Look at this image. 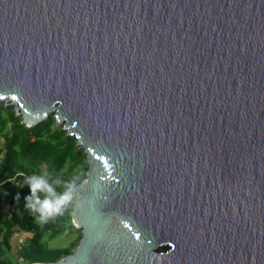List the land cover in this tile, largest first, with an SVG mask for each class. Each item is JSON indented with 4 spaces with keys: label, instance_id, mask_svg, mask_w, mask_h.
<instances>
[{
    "label": "water",
    "instance_id": "water-1",
    "mask_svg": "<svg viewBox=\"0 0 264 264\" xmlns=\"http://www.w3.org/2000/svg\"><path fill=\"white\" fill-rule=\"evenodd\" d=\"M0 102L88 166L31 264H264V0H0Z\"/></svg>",
    "mask_w": 264,
    "mask_h": 264
},
{
    "label": "trees",
    "instance_id": "trees-1",
    "mask_svg": "<svg viewBox=\"0 0 264 264\" xmlns=\"http://www.w3.org/2000/svg\"><path fill=\"white\" fill-rule=\"evenodd\" d=\"M13 112L0 114V264L54 261L69 253L80 237L71 220V206L47 223H38L25 206V197L30 195L25 178L47 172L50 182L78 177L80 183L88 167L85 154L75 147L73 137L54 124L52 115L28 127ZM17 173L23 175L16 177ZM57 191L62 188L57 187ZM18 230L28 232V236L12 249L10 239ZM62 233L76 234L70 247L45 245V236L49 239Z\"/></svg>",
    "mask_w": 264,
    "mask_h": 264
},
{
    "label": "clouds",
    "instance_id": "clouds-1",
    "mask_svg": "<svg viewBox=\"0 0 264 264\" xmlns=\"http://www.w3.org/2000/svg\"><path fill=\"white\" fill-rule=\"evenodd\" d=\"M30 195L25 197V206L36 215L37 222L47 223L54 216L62 215L69 206H80L82 184L78 177L67 181L50 182L47 172L25 178ZM61 187L62 191H57Z\"/></svg>",
    "mask_w": 264,
    "mask_h": 264
},
{
    "label": "rangeland",
    "instance_id": "rangeland-1",
    "mask_svg": "<svg viewBox=\"0 0 264 264\" xmlns=\"http://www.w3.org/2000/svg\"><path fill=\"white\" fill-rule=\"evenodd\" d=\"M8 106H12V105H7V104H5V103L0 102V114H1L2 116H8L11 110L14 111V110H13V106H12V109H10V110H8V109H9ZM13 113H14V112H13ZM14 114H15V113H14ZM54 114H55V112H50V113H48L47 116L52 115V117H53V119H54V124H55L57 127H59L60 129L66 131V129H63V127H62L63 124H64V122L61 121L60 123H57V122H56V119L54 118ZM16 116H19V118H20V115H16ZM43 120H44V119H43ZM67 135H68V134H67ZM68 136H70V135H68ZM70 137H73V138H74V136H70ZM74 140H75V138H74ZM74 143H75V141H74ZM75 147L78 148V149H82L80 146H77L76 144H75ZM82 151H83V150H82ZM84 154H85V153H84ZM26 235L28 236V232L18 230L16 233L13 234V237H14V238H19V239H21V241L19 240L20 243H21L22 240L25 239ZM75 236H76V234H64V233H62V234H58V235H56V236H54V237H51V238H49V239H46L47 236H45V238H44V242H45V245H46L48 248H63V247H68V246L70 247V246H71V242L74 240ZM73 247H74V246H73ZM73 247H72V249H73ZM165 249H166L165 246H159V247H158L157 249H155V250H156L157 252H160V251H164Z\"/></svg>",
    "mask_w": 264,
    "mask_h": 264
},
{
    "label": "crops",
    "instance_id": "crops-1",
    "mask_svg": "<svg viewBox=\"0 0 264 264\" xmlns=\"http://www.w3.org/2000/svg\"><path fill=\"white\" fill-rule=\"evenodd\" d=\"M11 241V244H12V249H15L16 248V246L18 245V244H20V241H21V239H19V238H14L13 236L11 237V239H10ZM20 240V241H19ZM23 241V240H22Z\"/></svg>",
    "mask_w": 264,
    "mask_h": 264
},
{
    "label": "bare ground",
    "instance_id": "bare-ground-1",
    "mask_svg": "<svg viewBox=\"0 0 264 264\" xmlns=\"http://www.w3.org/2000/svg\"><path fill=\"white\" fill-rule=\"evenodd\" d=\"M55 109L50 110L49 112H54ZM64 122V120H62ZM160 245L156 246L153 250L157 249Z\"/></svg>",
    "mask_w": 264,
    "mask_h": 264
},
{
    "label": "built area",
    "instance_id": "built-area-1",
    "mask_svg": "<svg viewBox=\"0 0 264 264\" xmlns=\"http://www.w3.org/2000/svg\"><path fill=\"white\" fill-rule=\"evenodd\" d=\"M21 175H23V174L22 173H17L16 174V177L21 176Z\"/></svg>",
    "mask_w": 264,
    "mask_h": 264
}]
</instances>
